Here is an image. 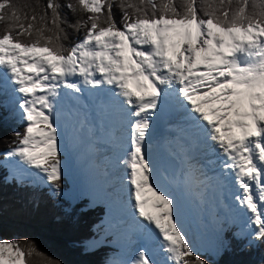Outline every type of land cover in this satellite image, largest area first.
Instances as JSON below:
<instances>
[{
  "label": "snow or ice",
  "instance_id": "1",
  "mask_svg": "<svg viewBox=\"0 0 264 264\" xmlns=\"http://www.w3.org/2000/svg\"><path fill=\"white\" fill-rule=\"evenodd\" d=\"M0 25V92L15 94L24 122L7 156L31 170L14 177L21 186L64 194L60 103L80 105L89 92L98 111L130 126L112 196L122 203L128 190L135 231L147 243L118 264H208L161 187L147 143L152 117L172 107L219 157L217 176L189 166L186 182L231 183L247 217L234 235L247 246L264 243V0H0ZM69 30L82 38L69 44ZM119 131L111 133L118 146ZM33 255L60 264L35 241L0 240V264H30Z\"/></svg>",
  "mask_w": 264,
  "mask_h": 264
},
{
  "label": "trees",
  "instance_id": "2",
  "mask_svg": "<svg viewBox=\"0 0 264 264\" xmlns=\"http://www.w3.org/2000/svg\"><path fill=\"white\" fill-rule=\"evenodd\" d=\"M114 13L119 21V8H114ZM69 33V44L82 38V32L69 30ZM14 130L19 129L0 124V151L9 148ZM5 175L0 167V240L35 241L40 251L60 264L106 263L108 255L104 249L86 252L83 246L94 235V225L102 210L79 209L78 205L69 212L66 205L55 201L47 190L9 183ZM198 255L208 264H264V243L247 246V239H237L229 233L220 244L217 258ZM29 260L30 264H45L44 258L38 255Z\"/></svg>",
  "mask_w": 264,
  "mask_h": 264
},
{
  "label": "rangeland",
  "instance_id": "3",
  "mask_svg": "<svg viewBox=\"0 0 264 264\" xmlns=\"http://www.w3.org/2000/svg\"><path fill=\"white\" fill-rule=\"evenodd\" d=\"M4 95H6V94H4ZM2 99L3 98L0 94V106L4 105L3 103H5L2 101ZM16 108L17 107L14 108V110L11 112L10 115H9V112H7L6 116H4L3 119H0V124H2L5 127L6 126L12 127L13 129H15V128H18V129L22 128L23 129L24 122L21 119L19 111ZM63 110L64 111L67 110V107L65 106L63 108ZM61 115H62V112L61 113L59 112V120L61 119ZM62 127L64 128L63 124H61V128ZM75 132H77V127H74L72 124L69 127L64 128V130L62 129V140H61V144H60V147L63 151V157L66 159V162L63 163L65 169L63 170V176L62 177H64L68 181V187H69V190L67 192H64V194L62 196L69 199L71 202H75L78 199H82L83 195H85V194L88 195V193L85 192L86 177L89 175L93 176V174H88L85 176V174L81 173L80 168L84 165V163L79 164V163L75 162L74 157L71 156L73 154L72 153L73 148L71 147V144L74 142V139L73 140L69 139L68 137H66V134L75 133ZM85 144L86 143L82 144L83 149L85 148L84 147ZM87 151H88V149H87ZM104 155L106 156L107 153H105ZM101 164L102 163H100L99 165L101 166ZM100 168L104 169L103 171H106V172L108 171V169H105L104 166H102ZM100 168H99V171H100ZM100 172H102V171H100ZM84 176H85V178L83 180ZM94 177L98 180V176H94ZM82 180L84 181L83 187H81V185H82L81 181ZM106 183L107 184L105 187L111 188L110 187L111 184H108V180H106ZM102 198L103 197L101 196V199ZM194 203H196V202H194ZM193 208L194 209L197 208V203L193 204ZM121 212H122V210H121ZM113 214L115 216L118 215L117 213H113ZM176 214H177V211H176ZM223 214H224V212H221L218 220H216V218H213V216L212 217H206L207 214L204 213L203 214V220H205L206 222L205 223L199 222L198 224H195L190 228L188 227V225H184L183 219H180L181 222L183 221L182 222V225H184L183 228L187 232L188 238L192 241V246L195 249L196 254L197 253L201 254V253H205V252H212L215 255V249L217 251V247L218 248L220 247V242H221V239L216 240L215 237H217V234L220 231H223L222 227L226 228L228 226H231L234 224L235 220H238L234 216L225 215V214L223 215ZM177 216H178V214H177ZM120 218H121V216H119V219ZM188 224H189V222H188ZM197 225H198V227H197ZM202 226L204 228H209L211 230V232L213 233L214 239L207 238L208 241L206 242V238L204 237L205 229H202ZM194 227H196L195 230H193ZM113 228H115V226ZM192 230H193V232H195V233H193V235L196 234V236H197V234H198L202 237H197V240L194 241L191 237ZM194 238H196V237H194ZM203 242H205V246H204L205 249L203 252H201L200 248L203 247L202 246ZM130 246L132 247V245H130ZM89 247L91 249L94 248V246H92L91 244L89 245ZM123 252H124V250H123ZM112 260H114V259L112 258ZM128 260L131 261L132 259H128Z\"/></svg>",
  "mask_w": 264,
  "mask_h": 264
},
{
  "label": "bare ground",
  "instance_id": "4",
  "mask_svg": "<svg viewBox=\"0 0 264 264\" xmlns=\"http://www.w3.org/2000/svg\"><path fill=\"white\" fill-rule=\"evenodd\" d=\"M86 87L87 86L82 85V89H84ZM84 93H86L87 95L92 97L91 93H89V92H84ZM6 95H11L13 100L16 99L15 94L12 93L11 91H9ZM93 100H95V99H93ZM17 104H12V107H13L12 111L14 110L15 107H17ZM84 147L85 148L83 149V151L90 152L91 154H95L93 151H87V149H88L87 143L84 145ZM173 152H174V150L172 149L170 152V155H172ZM212 152H213V150H212ZM161 155H162V153H161ZM213 155H214V152H213ZM161 158H162V156H161ZM17 166H18L19 170L21 171V173H26L29 175L31 170L28 168V166L24 165L23 162H21ZM155 167H156L157 172H158L161 187H163L168 193H170L172 197H175V199L177 201V209L175 211H177L179 219H183L184 224H188V222H189V224H188L189 227H192L193 225L198 224L199 222L204 223L205 221L202 218H198V217H200V215H199L200 211H199L198 205H197V208L194 209L195 207L193 208V204H196V203H190V201L188 200V197H187V193L184 192V189H183L184 188V182L186 181L185 170L183 169L182 172H180L176 176H167L166 173H164V170L162 168V164L157 163V161H155ZM103 170L104 169L100 168V171H102L101 174L105 175L106 171H103ZM94 176H97V175H93V176L89 175L86 177L85 192H87L88 195H90V196H92L94 194H102V195L108 194L109 195V193H111V192L107 191L105 186L100 181L102 179V177L101 176L98 177V180H97ZM115 183H116V181L113 178L108 180V184L113 185ZM232 188H234V187L232 186ZM126 190H127L126 188L123 190V193L125 196H127ZM149 195H152V194L149 193ZM129 199L130 198H128V200ZM128 200H125V201L128 202ZM194 202H197V201L195 200ZM126 207H127V210L123 212V210ZM121 210H122L123 214H122L121 218L119 219L120 221L114 225L115 226L114 229H116V228L123 229V226H121V224L126 226V227L131 225V218L133 217L132 216V213H133L132 208L128 204H122ZM218 217H219V214L214 215V218H218ZM137 218L140 219L141 221L143 220V218H140V217H137ZM125 230L126 229H124V232H125ZM121 238L122 239L119 243L122 244L124 249L127 246L129 247V249L124 254H122V257H125L127 259H133L137 250H141L139 243L137 242V240L135 238H132L130 236H126V237L121 236ZM99 243H100V240H98L96 242V245ZM130 245H132V247ZM153 247H155V245ZM156 256L158 258H160L161 260L164 259V254L159 252L158 249H157ZM121 260H123V259H121ZM111 261L114 262L115 259L111 260Z\"/></svg>",
  "mask_w": 264,
  "mask_h": 264
},
{
  "label": "water",
  "instance_id": "5",
  "mask_svg": "<svg viewBox=\"0 0 264 264\" xmlns=\"http://www.w3.org/2000/svg\"><path fill=\"white\" fill-rule=\"evenodd\" d=\"M170 163H174V164H175V167L172 168ZM176 168H177V163H176V161H175L174 159H170V161H168V162L166 163V169H167L169 172H173V173L175 174V173H176V172H175ZM171 169H173V171H170Z\"/></svg>",
  "mask_w": 264,
  "mask_h": 264
}]
</instances>
